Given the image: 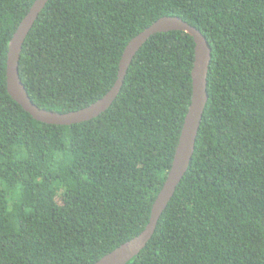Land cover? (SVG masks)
<instances>
[{
    "label": "trees",
    "instance_id": "16d2710c",
    "mask_svg": "<svg viewBox=\"0 0 264 264\" xmlns=\"http://www.w3.org/2000/svg\"><path fill=\"white\" fill-rule=\"evenodd\" d=\"M34 1L0 0V264H94L149 222L191 103L195 41L152 35L106 111L44 123L7 89L9 42ZM170 15L211 45L209 100L188 170L127 264H264V0H49L20 77L41 108H84L115 84L128 42Z\"/></svg>",
    "mask_w": 264,
    "mask_h": 264
},
{
    "label": "water",
    "instance_id": "95a60500",
    "mask_svg": "<svg viewBox=\"0 0 264 264\" xmlns=\"http://www.w3.org/2000/svg\"><path fill=\"white\" fill-rule=\"evenodd\" d=\"M48 1L35 0L21 20L9 42L6 68L8 92L35 120L44 123L72 125L91 120L106 111L117 98L133 58L152 35L159 32L181 30L190 34L195 41L191 103L184 119L172 165L163 187L153 203L149 222L141 233L122 243L94 263L127 264L145 248L152 238L161 215L167 208L192 160L198 131L209 100L208 73L212 60V48L203 32L182 17L176 15L162 16L128 42L119 63L117 80L105 95L76 111L56 112L47 110L39 107L30 99L20 77L19 60L26 37Z\"/></svg>",
    "mask_w": 264,
    "mask_h": 264
}]
</instances>
